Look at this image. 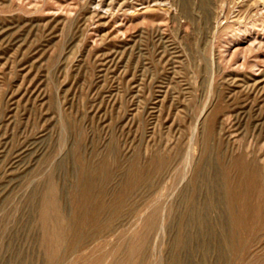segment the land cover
Returning a JSON list of instances; mask_svg holds the SVG:
<instances>
[{"label":"rangeland","instance_id":"obj_1","mask_svg":"<svg viewBox=\"0 0 264 264\" xmlns=\"http://www.w3.org/2000/svg\"><path fill=\"white\" fill-rule=\"evenodd\" d=\"M187 1L0 0V264H264V0Z\"/></svg>","mask_w":264,"mask_h":264},{"label":"bare ground","instance_id":"obj_2","mask_svg":"<svg viewBox=\"0 0 264 264\" xmlns=\"http://www.w3.org/2000/svg\"><path fill=\"white\" fill-rule=\"evenodd\" d=\"M185 1H186V3H188V1L187 0H182V11L189 17V18H191L190 16L191 15H193V9L191 10V8H188V5L185 3ZM195 1V0H194ZM207 1V0H206ZM259 1V0H258ZM252 2V1H251ZM257 2V1H256ZM260 2V1H259ZM259 2H258V4H259ZM180 4H181V2H180ZM194 4V3H193ZM199 4V3H198ZM248 4H250V3H248ZM92 5V4H91ZM138 5V4H137ZM206 5V4H205ZM252 5V4H251ZM255 5H257V4H255ZM262 5V4H261ZM260 5V6H261ZM181 6V5H180ZM193 6V5H192ZM254 6V5H253ZM159 7H161V5L159 6ZM158 7V8H159ZM191 7V6H190ZM258 7V6H257ZM162 8V7H161ZM196 8V7H195ZM200 8V7H199ZM202 8V7H201ZM253 8V7H252ZM260 9H262V7H259ZM152 9V8H151ZM150 9V10H151ZM163 9V8H162ZM162 9H159V10H162ZM251 9V8H250ZM155 10H157V9H155ZM155 10H151V11H155ZM163 10H165V9H163ZM208 10H210V9H208ZM241 10V9H240ZM143 11H145V10H143ZM142 11V12H143ZM194 11H196V10H194ZM203 11V10H202ZM207 11V10H206ZM148 12V11H147ZM147 12H144L145 14L147 13ZM211 12V11H210ZM163 13V12H162ZM197 13V12H196ZM202 13V12H201ZM144 14V15H145ZM147 15V14H146ZM145 15V16H146ZM134 16H132V18H133ZM136 17V16H135ZM144 17V16H143ZM258 17V16H257ZM137 19V18H136ZM139 19V18H138ZM166 19V18H165ZM206 19V18H205ZM214 19V18H213ZM208 20V19H207ZM207 22V21H206ZM209 22V21H208ZM262 22V21H261ZM194 23V22H193ZM214 23V22H213ZM202 24V23H201ZM209 24H210V22H209ZM249 25L248 26H246V27H243V32H245L244 34L245 35H247V34H249L250 33V35L248 36H246V39H247V41H249L246 45H245V47H244V50H248V51H255V50H253V49H256V51L259 49V50H262V48H264V36H261V35H258V34H255L256 33V30H257V28H258V26L259 25H263V24H261V23H259V22H257V21H253V22H251L250 21V23H248ZM164 25V24H163ZM192 26V25H191ZM241 27V26H240ZM234 30V29H233ZM242 30V29H241ZM236 34V33H235ZM245 37V36H244ZM246 41V42H247ZM234 42H236V41H234ZM245 52V51H244ZM262 52V51H261ZM241 53V52H240ZM251 54H252V52H251ZM249 55V54H248ZM259 55H260V53H259ZM252 56V55H251ZM254 57V56H253ZM248 58V57H247ZM212 60H214V58L212 59ZM261 60H262V62L264 63V57H261ZM210 63V62H209ZM244 63H246V62H244ZM259 58L256 56V59L254 58L253 60L251 59V61L249 62V67L252 69V70H258L257 69V67L259 66ZM262 64V63H261ZM248 65V64H247ZM210 67V66H209ZM244 69V68H243ZM211 72V71H210ZM236 72V71H235ZM263 72V71H262ZM249 74V73H248ZM232 75V74H231ZM249 75H251V74H249ZM262 75V74H261ZM257 76V75H256ZM258 76H260V75H258ZM232 77V76H231ZM261 77V76H260ZM226 78H227V76H226ZM245 78V77H244ZM255 78H257V77H255ZM259 79V78H258ZM213 80V79H212ZM232 80H233V78H232ZM242 81V80H241ZM243 82H244V80H243ZM248 82V81H247ZM253 82H254V80H253ZM258 83V82H257ZM261 83V82H260ZM259 83V84H260ZM249 85V84H248ZM258 86V85H257ZM260 86V85H259ZM258 86V87H259ZM251 87V86H250ZM254 87V86H253ZM258 87H256L257 89H258ZM260 89H262L261 87H260ZM259 92V91H258ZM262 95V94H261ZM208 99V98H207ZM215 101V100H214ZM214 103V102H213ZM213 106V105H212ZM227 111V110H226ZM234 112V111H233ZM226 126V125H225ZM194 127V126H193ZM213 128V127H212ZM196 129V128H195ZM203 134V133H202ZM245 165V164H244ZM237 168V167H236ZM242 169V168H241ZM249 169V168H248ZM231 170V169H230ZM243 170V169H242ZM199 180V179H198ZM234 189V188H233ZM231 192V191H230ZM94 219V218H93ZM88 220V219H87ZM183 239H184V237H183ZM185 241V240H184ZM189 242V241H188Z\"/></svg>","mask_w":264,"mask_h":264}]
</instances>
